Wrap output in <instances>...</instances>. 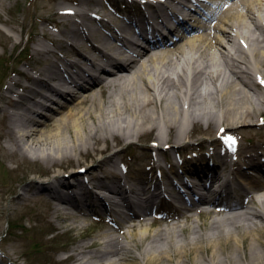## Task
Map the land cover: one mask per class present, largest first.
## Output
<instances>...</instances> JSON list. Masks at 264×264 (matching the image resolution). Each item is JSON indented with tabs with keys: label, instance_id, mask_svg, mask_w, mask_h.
<instances>
[{
	"label": "bare ground",
	"instance_id": "1",
	"mask_svg": "<svg viewBox=\"0 0 264 264\" xmlns=\"http://www.w3.org/2000/svg\"><path fill=\"white\" fill-rule=\"evenodd\" d=\"M136 1L142 5L139 23L146 30L140 34L141 43L119 51L118 58L97 66L86 64L91 62L89 50L95 47L90 40L98 42L106 33V27L118 26L117 16L110 13L100 0H80L79 9L74 13L59 4L53 12L52 23L56 16L64 15L76 24L62 33L65 42L64 51L60 53V58L72 72L56 88L57 98L53 104L35 115L27 111V116L18 125L8 119L7 133L13 151L30 154L50 166L61 168L70 166L75 154L92 156V165L86 171L88 175L79 172L77 177H80L73 182L64 179L54 169L51 183L29 184L30 188H42L51 194L49 210L57 217L71 216L75 221L78 213H69L66 208L75 199L74 189L77 187L84 192L92 188L117 190L104 180L106 171L110 177L121 180L116 164H111L117 152L105 157L96 156L108 148V139L128 145L126 137L156 131L154 140L159 141L174 128L177 132L174 144L180 146L185 144L188 125L226 123L218 128L225 127V133L230 136L255 118L259 120L264 116L261 108L264 96L261 101L256 100L259 96L251 95L247 90L259 86L264 94L263 4L258 3L250 9L249 4L257 0L205 5L199 14L201 18L192 15L191 22L182 31L174 33V28L169 26V33L165 35L157 28L145 29L144 23L149 22L150 15L157 23L163 24L165 18L160 14L168 8L167 4L163 0ZM0 6H5V0H0ZM174 14L175 11L171 10L165 13L170 19ZM8 28L15 32L13 23ZM47 34L49 32L44 31L43 38L47 39ZM8 36L13 46L19 42L12 34ZM43 46L44 42L39 40L34 52L40 53ZM68 56L75 59H68ZM57 63L53 60L50 66L42 68V74L47 75ZM34 83L36 86L21 85L20 80L14 78L6 91L16 93L15 87L23 86L27 91L24 97L32 101L39 92L38 86L46 84L44 77L35 79ZM32 104L37 106L35 101ZM5 109L0 105V110ZM215 139L218 142L210 144L212 149L201 155L211 160L212 165L206 161L204 168L193 170L194 175L201 176L203 185L225 186L226 203H238L240 211L216 217L213 214L221 212L228 204L214 209V213H205L199 207L200 200L191 198L179 203L181 212L178 215L185 217L188 224L170 223L172 217L166 216V225L149 232V225L154 223L149 217L118 208L115 211L118 219L141 220L137 237L132 240L134 244L128 240L115 241L105 231L99 246L96 240L78 244L79 258L93 252L92 256L102 264H138L141 256L145 264H264V178L258 174V178L253 179L247 171L249 166L263 170L264 164L259 157L264 155V150L260 146L237 145L234 151H228L226 139L220 136ZM101 140L105 147L95 145ZM159 143L165 146L167 141ZM137 159L138 163L142 162L144 155H138ZM64 161L68 164H63ZM141 171L138 169L133 173L128 170L127 175L134 179L148 178ZM174 177L178 179L177 175ZM155 188L161 192L169 189L158 183ZM234 188L238 189L240 198L234 194ZM141 191L146 193L150 187L141 186ZM97 199L106 203L102 194H97ZM81 202L80 209L86 206V197H82ZM192 211L209 215L204 225L206 231H199L200 225L190 217ZM188 229L192 234L190 237L185 234ZM144 241H147L146 247H143ZM90 247L95 248L88 249ZM135 249L140 250V255ZM109 254L116 257H109ZM4 262L5 259L0 257V264Z\"/></svg>",
	"mask_w": 264,
	"mask_h": 264
},
{
	"label": "rangeland",
	"instance_id": "2",
	"mask_svg": "<svg viewBox=\"0 0 264 264\" xmlns=\"http://www.w3.org/2000/svg\"><path fill=\"white\" fill-rule=\"evenodd\" d=\"M68 1L71 0H5V6H0V14L2 16V21H0V105L6 108L5 110H0V257L5 259L3 264H102L97 258L92 256L93 252L79 258L80 255L77 254L79 250L78 244H87L96 240L97 243L99 242L97 244L99 246L103 238L101 235L105 231L115 241L126 242L128 240L131 244H134L132 240L137 237L136 232L141 224L139 219H118L114 213L108 215L99 209L95 210L94 206H89L87 210H84L86 215L80 213L74 218L78 224L85 225V227H70L71 219L68 218L69 216L61 218L50 212L49 199H51V194L42 188H30L29 184L31 182L34 184L51 183L54 180L51 177L52 170L54 169L58 170L64 179L73 182L80 177H77L80 169L85 168L87 171L91 167L93 160L91 154H75L72 162H70V166L61 168L50 166L45 161L32 157L30 154H22L16 150L13 151L14 149L10 145L7 122L8 119L11 121L10 100L15 96V93L7 92L6 87L14 78L19 79L20 84L22 83L21 85L25 84L26 78L32 74L33 69L38 68L37 65L40 68H44L53 58L59 59V54H55V56H49L47 63L38 64V54L34 52L33 48L39 40L47 44L46 39L42 37L44 31L62 34L69 27L76 26V24H73V21L70 22V18H62L65 17L63 15L56 16L54 23H52L53 12L56 7L59 4H66ZM100 1L103 5L117 2L116 7L118 9L123 11L126 9L123 7L124 2L122 0ZM11 23L15 25V32L10 31L8 28ZM54 25H57L56 28ZM9 34H12L19 41L15 46L12 45L11 38L8 36ZM60 36L63 37L64 35ZM60 43L63 44V40ZM60 51L63 52L64 50L60 49ZM15 90L16 94L20 92L18 86L15 87ZM247 90L251 95L256 94L259 96V99L256 98V100L261 101L260 98L264 96L263 92H261L263 89L259 86L255 90L248 88ZM261 108L264 110V102ZM262 121H264V116L263 120H256L255 118L252 122L240 127L239 130L230 136L225 132H221V128H218L220 124L226 123H211L206 126L205 123L200 122L188 125L185 128L186 132L184 131L186 134V137L184 136L186 144L170 150L169 153L179 161L182 159H185V161L186 159L189 160L197 154L198 158L196 157L192 161L197 162L198 160L197 164H200L199 166H205L204 163L207 161L206 163L209 164L210 161L203 159L201 155H206L208 150L212 149L210 147L211 143L215 144L218 142L215 139L216 136H220L221 139L232 137L234 141L236 139L239 145L243 147L254 148V145H258L263 149L264 124H261ZM88 122L90 121L88 120ZM155 132L152 131L139 137L135 135L126 137V140L130 143L128 144L130 147H126L127 145L120 141L108 139V148L103 153H97L96 156L105 157L109 156L112 152H117L114 160L111 162L113 165H117L118 162L122 161H128L129 163L140 154L153 157L154 154L147 153L144 148L151 144V142H155ZM176 133L173 128L166 138L162 140L172 143ZM213 139L215 141L210 142ZM248 139H250V142ZM162 140L159 141L162 142ZM257 141L259 142L258 144ZM226 142L229 146L236 144V142L233 144L227 139ZM95 145L97 147L106 146L102 140ZM181 149H185L183 155L179 154V152H182ZM90 150L91 152H95L92 148ZM169 153L165 154L168 155ZM202 159L205 161L201 162ZM63 164H68V162L64 161ZM156 164L157 161L155 159L151 163L145 160L140 164V168L147 170L151 167L153 168ZM192 167L194 166L191 161L183 166V168L190 171L189 175H192L191 178L195 180L196 177ZM72 170H75L73 172L76 176L72 174ZM86 171L80 173L88 175ZM183 171L185 170L183 169ZM175 172L178 176H183L180 170ZM43 173L47 174L43 175ZM144 177H149V173ZM154 178L155 181H158L159 173L158 175L155 173ZM115 182L116 185L118 182L120 183L117 180ZM79 189L81 188L77 187L74 191ZM234 189L238 191L237 188ZM94 196L96 194H90L89 200L93 201ZM162 206L158 212L157 219L149 225V232L157 226L166 225L168 220L165 221L162 218L167 214H173L168 203L164 202ZM74 210L73 203L66 208L68 212ZM190 214L191 219L200 225L199 231H206L207 228L204 225L208 222L209 215H199L195 211ZM134 221L139 223L133 225ZM171 222L186 225L189 221L185 217H178L170 220ZM49 231L53 233L50 234ZM185 234L189 237L192 236L189 229L185 231ZM147 241H144L143 247L147 246ZM224 245L225 247L229 246V244ZM114 246H117L116 243ZM91 248L95 247L88 249ZM259 249L261 252L263 251L260 246ZM135 252L139 254L140 250L135 249ZM108 256L112 258L116 257L113 254H109ZM137 262L138 264H145L142 256Z\"/></svg>",
	"mask_w": 264,
	"mask_h": 264
},
{
	"label": "snow or ice",
	"instance_id": "3",
	"mask_svg": "<svg viewBox=\"0 0 264 264\" xmlns=\"http://www.w3.org/2000/svg\"><path fill=\"white\" fill-rule=\"evenodd\" d=\"M226 139L231 141L233 144L235 143L234 138H232V137H226Z\"/></svg>",
	"mask_w": 264,
	"mask_h": 264
}]
</instances>
